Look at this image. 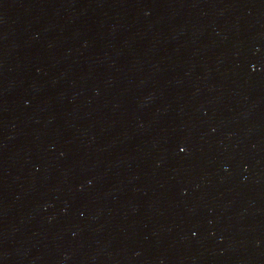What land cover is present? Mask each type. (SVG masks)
I'll return each instance as SVG.
<instances>
[{
	"label": "water",
	"instance_id": "water-1",
	"mask_svg": "<svg viewBox=\"0 0 264 264\" xmlns=\"http://www.w3.org/2000/svg\"><path fill=\"white\" fill-rule=\"evenodd\" d=\"M0 264H264V0H0Z\"/></svg>",
	"mask_w": 264,
	"mask_h": 264
}]
</instances>
